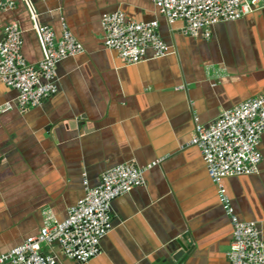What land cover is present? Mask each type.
Returning a JSON list of instances; mask_svg holds the SVG:
<instances>
[{"label": "crops", "instance_id": "obj_1", "mask_svg": "<svg viewBox=\"0 0 264 264\" xmlns=\"http://www.w3.org/2000/svg\"><path fill=\"white\" fill-rule=\"evenodd\" d=\"M121 11L129 20L158 23L168 54L147 51L126 65L104 45L101 19ZM60 38L63 26L82 54L57 67V93L23 111L17 92L0 81V255L38 233L44 213L64 220L86 188L118 165L144 168L145 184L116 199L112 229L86 264H229L232 225L199 149L189 145L194 117L212 124L222 111L264 97V8L214 26L209 39L184 34L152 0H15L0 10L4 29L17 22L30 64L43 57L32 15ZM259 173L229 178L225 187L237 217L253 223L264 241V133ZM161 160V161H160ZM160 161V162H159ZM41 252L59 264H79L57 245Z\"/></svg>", "mask_w": 264, "mask_h": 264}, {"label": "built area", "instance_id": "obj_2", "mask_svg": "<svg viewBox=\"0 0 264 264\" xmlns=\"http://www.w3.org/2000/svg\"><path fill=\"white\" fill-rule=\"evenodd\" d=\"M30 7V0H24ZM47 1V0H39ZM168 23H185L184 34L209 39L214 26L236 22L259 8L264 0H152ZM15 0H0V10L14 8ZM34 30L43 57L35 65L22 53V31L17 22L9 23L0 42V81L17 92L16 103L23 111L36 108L57 93L58 65L83 53L82 44L63 26L60 38L54 30L39 24L33 14ZM104 45L117 53L126 65L141 63L150 50L155 58L168 54L169 47L158 34V23L129 20L121 12L107 13L101 19ZM11 109L7 103L0 113ZM264 133V97L248 99L228 110L206 126L194 117V132L189 145L199 149L207 175L217 188L222 209L232 225V242L227 253L229 264H264V241L253 223L241 221L235 214L225 187V180L259 173L262 154L259 144ZM161 161V160H160ZM159 161V162H160ZM144 168L123 164L105 171L100 183L90 187L69 209L64 220L50 211L38 233L0 255V264H59L57 256L43 254L42 246L57 245L61 255L86 264L100 253L103 238L112 229L113 202L145 184Z\"/></svg>", "mask_w": 264, "mask_h": 264}, {"label": "water", "instance_id": "obj_3", "mask_svg": "<svg viewBox=\"0 0 264 264\" xmlns=\"http://www.w3.org/2000/svg\"><path fill=\"white\" fill-rule=\"evenodd\" d=\"M187 247L181 246L179 249V253H176V256L174 257V261L176 264H182L184 260L187 258L186 254L188 253Z\"/></svg>", "mask_w": 264, "mask_h": 264}, {"label": "bare ground", "instance_id": "obj_4", "mask_svg": "<svg viewBox=\"0 0 264 264\" xmlns=\"http://www.w3.org/2000/svg\"><path fill=\"white\" fill-rule=\"evenodd\" d=\"M153 166V165H152Z\"/></svg>", "mask_w": 264, "mask_h": 264}]
</instances>
